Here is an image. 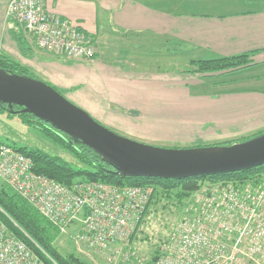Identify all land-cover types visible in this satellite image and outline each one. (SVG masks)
<instances>
[{"label":"crops","instance_id":"0c3cea01","mask_svg":"<svg viewBox=\"0 0 264 264\" xmlns=\"http://www.w3.org/2000/svg\"><path fill=\"white\" fill-rule=\"evenodd\" d=\"M7 2L0 0V54L31 69L103 125L146 141L191 140L195 145H222L264 131V92H196L191 87L203 84L200 73L131 71L102 60L99 53L90 61L61 60L37 49L28 36L31 49L22 52L5 14ZM44 2L48 11L92 36L106 27L157 38L164 53L169 43L196 51V60L252 52L250 64H264L262 3L213 14L167 9L151 0Z\"/></svg>","mask_w":264,"mask_h":264},{"label":"built area","instance_id":"2783aa9c","mask_svg":"<svg viewBox=\"0 0 264 264\" xmlns=\"http://www.w3.org/2000/svg\"><path fill=\"white\" fill-rule=\"evenodd\" d=\"M5 14L41 50L84 61L97 52L89 33L48 11L44 0H8ZM0 180L60 231L79 219V240L97 248L110 264H143L135 251L121 246L139 227L151 195L149 186L100 181L65 185L34 171L30 156L4 142ZM205 189L184 208L151 264H264V179ZM0 264L47 263L0 220Z\"/></svg>","mask_w":264,"mask_h":264},{"label":"rangeland","instance_id":"374dc122","mask_svg":"<svg viewBox=\"0 0 264 264\" xmlns=\"http://www.w3.org/2000/svg\"><path fill=\"white\" fill-rule=\"evenodd\" d=\"M263 1L264 0H151V3L161 4V6L167 9L176 8L186 12L223 14L237 10L251 9L257 6L259 7L261 3L264 6ZM90 36L102 60L109 63L114 62L118 67L131 71H182L190 67V60H196L198 54L191 49L177 50L171 48L170 43L167 45V50H169L164 53V49L161 47V44L158 43L159 39L157 38H146L140 35H122L120 32H115L106 27L101 29L99 35L92 36L90 34ZM51 54L53 55V53ZM200 75L202 77L199 76L198 79L201 78L203 84L192 85L191 89L193 91H230L233 93H246L250 91L264 92V64H254L240 69ZM106 127L120 135L161 147H192L196 146L194 143L197 142L191 140L177 142L146 141L140 138L130 137L108 126ZM209 141L205 140V142ZM211 141L213 142L214 140ZM0 142L13 144L17 147L38 148L49 154L60 156L75 169L86 168V166L79 163L74 158L68 148L47 137L39 126H28L24 124L18 114L7 115L5 112H0ZM199 146H203V144ZM2 182L3 181L0 180V184ZM205 184L206 182L202 183V187H205ZM184 203L187 205L186 201ZM183 211L184 209L181 205H178L177 202H167L163 199L153 206L144 217L133 239L124 247L121 246V248L135 251L141 257L143 264L147 263L154 252L156 250L159 251L162 240L169 234L176 222L181 219ZM80 224L79 219H73L66 227L65 231L59 232L60 234L55 241V245L60 253L63 255L73 253L88 264H110L111 262H109L107 257L100 253L97 248L89 246L84 241L81 242L79 240Z\"/></svg>","mask_w":264,"mask_h":264},{"label":"trees","instance_id":"16d2710c","mask_svg":"<svg viewBox=\"0 0 264 264\" xmlns=\"http://www.w3.org/2000/svg\"><path fill=\"white\" fill-rule=\"evenodd\" d=\"M8 21L12 24L11 29L19 49L26 53V51L31 49L30 39L16 20L8 18ZM121 34L123 35L125 33L121 32ZM251 55L252 52H243L229 56H216L210 59H191L190 67L182 70V72L213 74L240 69L251 65ZM55 56L61 58V60L64 59L61 56ZM97 56L98 51L94 58ZM110 63L115 65L114 62ZM0 68L9 72L40 79L31 69L6 55L0 54ZM45 82L50 84L47 81ZM53 87L62 94L61 90L57 89L55 86ZM20 108V106L13 105V111H10L7 109L5 103H0V112H5L7 115L18 114L24 124L28 126H39L47 137L68 148L74 158L79 163L86 166V168L75 169L58 155L49 154L38 148L17 147L11 144L16 149L32 158L34 171L43 173L65 185H70L77 181H100L115 185L149 186L151 195L140 224L152 207L163 199L167 202L175 201L184 209L186 206H189V204L194 203L200 192L203 193L206 191L205 187L207 188L211 185L237 186L256 184L264 179V164L228 173L186 178L136 177L115 174L113 172L114 168L91 148L80 142L70 141V137L67 134L58 131L50 124L38 119L29 112H17ZM257 134L241 137L234 141H244ZM234 141L229 140L223 144H231ZM204 182H206L205 187H202L203 185L201 184ZM4 183L5 182H2L0 184V220L3 221L18 238L25 242V244L47 264H88L73 253H68L66 255L61 254L55 245V241L60 234V229L55 224L49 222L30 203ZM185 201L187 205H185ZM134 234L130 237V241L133 239ZM157 253L158 251L156 250L151 259L144 264H151L152 260L156 258Z\"/></svg>","mask_w":264,"mask_h":264},{"label":"water","instance_id":"95a60500","mask_svg":"<svg viewBox=\"0 0 264 264\" xmlns=\"http://www.w3.org/2000/svg\"><path fill=\"white\" fill-rule=\"evenodd\" d=\"M0 103L21 108L101 155L115 174L186 178L248 169L264 164V131L226 145L161 147L120 135L69 101L52 85L0 68Z\"/></svg>","mask_w":264,"mask_h":264}]
</instances>
